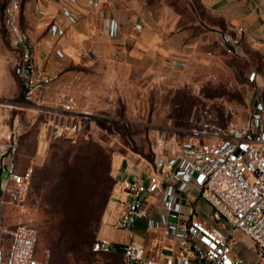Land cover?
I'll list each match as a JSON object with an SVG mask.
<instances>
[{"label": "built area", "instance_id": "obj_1", "mask_svg": "<svg viewBox=\"0 0 264 264\" xmlns=\"http://www.w3.org/2000/svg\"><path fill=\"white\" fill-rule=\"evenodd\" d=\"M87 1L94 5L101 0ZM22 5L23 0H8L3 22L20 55L15 71L25 99L41 118L42 139L49 142L64 136L76 142L84 119L91 114L74 92L83 74L73 71L55 85L38 66L33 41L21 21ZM57 30L52 24L50 32ZM108 31L110 36L119 34L116 18L110 19ZM217 47L230 55L246 54L241 34L231 30L220 31ZM169 64L183 68L188 61L172 56ZM248 79L255 90L246 123L223 124L205 109L190 128L183 129L184 134L179 128L178 135L156 137L154 156L145 164L143 178L117 177L116 205L107 221L113 229L127 230L129 236L125 240L101 236L93 243L94 251H121L124 264H264V55L261 68L252 69ZM2 123L1 199L23 207L35 161L19 168V140L25 125ZM170 216L178 220L170 221ZM140 219L146 233L157 232L154 242L136 238ZM6 231L12 235L7 249L3 246ZM37 243L38 229L27 219L21 218L11 228L0 221V264H53L37 256Z\"/></svg>", "mask_w": 264, "mask_h": 264}, {"label": "rangeland", "instance_id": "obj_2", "mask_svg": "<svg viewBox=\"0 0 264 264\" xmlns=\"http://www.w3.org/2000/svg\"><path fill=\"white\" fill-rule=\"evenodd\" d=\"M7 2L0 0V120L13 122L16 115L22 119L34 110L25 99L24 85L15 71L20 55L3 22ZM31 2L24 0L22 23L26 27L30 22ZM186 2L179 0V12L194 31L218 30L210 23V20L218 21L217 17L203 11L202 6L191 9ZM34 12L43 16L36 7ZM216 45L211 49L215 52L207 53L205 61L169 68L158 79L143 85L108 88L99 84L97 89L83 80L76 83L74 92L82 105L91 110L76 142L64 136L49 142L42 139L40 117L33 125L24 127L21 142L25 151L20 160L34 159L35 165L22 208L24 218L38 229L40 259L53 264H124L123 256L116 251H94L89 244L66 248L59 241L71 233L64 228V222L67 224L69 217L74 221L90 216L92 211V215L97 213V204L104 199L105 191L108 197L104 207L98 210L100 220L96 217L91 220L94 237H126L124 231L112 228L102 233L108 225L106 211L109 213L116 205L108 209L117 179V159L123 157L125 163L132 159L146 164L154 156L158 135H178L179 128L184 134L183 129L190 128L205 109L223 124L246 123L255 90L248 74L261 68V57L256 53L247 58L224 54L217 52ZM100 159L102 162L98 163ZM203 212L209 213L206 208ZM169 220L175 222L178 217L170 216Z\"/></svg>", "mask_w": 264, "mask_h": 264}, {"label": "crops", "instance_id": "obj_3", "mask_svg": "<svg viewBox=\"0 0 264 264\" xmlns=\"http://www.w3.org/2000/svg\"><path fill=\"white\" fill-rule=\"evenodd\" d=\"M186 1L191 9L198 10V6H202L203 11L217 17L218 21L210 20V23L218 30L194 31L180 15L179 0H101L94 5L87 0H32L28 6L31 9L29 25L23 26L33 41L36 63L52 76L55 85L60 79L70 77L73 71H81L82 80L97 89L99 84L108 88L111 85H143L172 68L169 64L172 56L186 59L187 66L208 59L207 53L215 47V40L222 30L241 34L246 54L239 57L247 58L249 54L256 53L263 63L264 0ZM24 7L23 0L21 21ZM35 7L44 12L42 17L35 14ZM111 18H116L119 23L117 36L109 35ZM52 24L58 27L53 34L50 32ZM216 49L224 53L218 47ZM36 118L34 111H28L22 119L16 115L14 121L27 127L33 125ZM2 122L5 127L13 123ZM21 137L18 165L24 168L29 160H20L22 151H25ZM115 164L116 177L144 176L146 165L142 162L130 159L125 163L122 157ZM1 197L0 186V221L7 228L14 227L24 218V209L2 202ZM116 199L117 193L113 192L108 209L115 205ZM107 229L111 227L105 225L102 233ZM138 229L143 232H138ZM122 231L125 238L111 237L127 239L128 231ZM137 234L138 239L152 243L157 232L146 233L144 220L140 219L136 226ZM11 239L10 232L3 233L4 248L9 247Z\"/></svg>", "mask_w": 264, "mask_h": 264}, {"label": "trees", "instance_id": "obj_4", "mask_svg": "<svg viewBox=\"0 0 264 264\" xmlns=\"http://www.w3.org/2000/svg\"><path fill=\"white\" fill-rule=\"evenodd\" d=\"M220 50L223 51L222 49ZM223 52L225 53V51ZM101 162L102 160L100 159L98 163H101ZM115 181H116V178H115ZM107 197H108V192L105 191L104 196H103L104 199L99 204H97V207H99L98 210L104 207V201L107 200ZM98 210H97V213L95 211V214L93 215H92L93 213L92 211L90 213V216L83 217L81 219L74 220V221L70 219L69 217L68 219L69 221L67 222V224L64 222V225H65L64 228H68V230H70L71 233L70 234L66 233V237L64 236V238L63 236L62 238L60 237L59 241H63L66 248L70 247L69 245L77 246L81 244H87V245L89 244L93 246V243L96 239L94 237L95 236L94 230L92 229V226H91V220L95 217L97 218V220L98 219L100 220V218L98 217L99 216ZM116 252L120 253L123 256V253L121 251H116Z\"/></svg>", "mask_w": 264, "mask_h": 264}]
</instances>
